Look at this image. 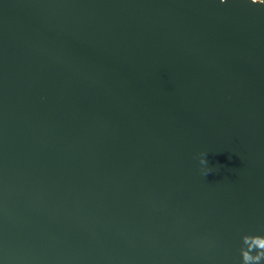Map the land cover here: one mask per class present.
Masks as SVG:
<instances>
[{
  "label": "water",
  "instance_id": "95a60500",
  "mask_svg": "<svg viewBox=\"0 0 264 264\" xmlns=\"http://www.w3.org/2000/svg\"><path fill=\"white\" fill-rule=\"evenodd\" d=\"M252 3L0 0V264L264 251Z\"/></svg>",
  "mask_w": 264,
  "mask_h": 264
},
{
  "label": "clouds",
  "instance_id": "9594fccd",
  "mask_svg": "<svg viewBox=\"0 0 264 264\" xmlns=\"http://www.w3.org/2000/svg\"><path fill=\"white\" fill-rule=\"evenodd\" d=\"M220 2L226 3L227 0H220ZM247 3L253 4L252 0H246ZM253 5H258V4H253ZM203 155V154H202ZM206 160L201 158L200 163L201 165L206 164ZM211 173L210 169H206L205 171V175H209ZM253 238H259V239H264L262 237H253ZM242 257H243V264H258V262L260 261L261 258H264V251H261V253L255 257H252L249 255V253H247V251L242 252Z\"/></svg>",
  "mask_w": 264,
  "mask_h": 264
},
{
  "label": "built area",
  "instance_id": "2783aa9c",
  "mask_svg": "<svg viewBox=\"0 0 264 264\" xmlns=\"http://www.w3.org/2000/svg\"><path fill=\"white\" fill-rule=\"evenodd\" d=\"M252 1L259 2V3H263L264 4V0H252Z\"/></svg>",
  "mask_w": 264,
  "mask_h": 264
}]
</instances>
